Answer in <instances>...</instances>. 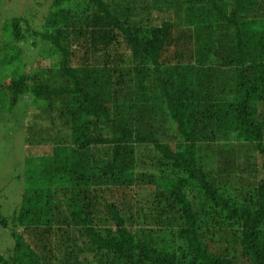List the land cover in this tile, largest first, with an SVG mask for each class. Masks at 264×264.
I'll return each mask as SVG.
<instances>
[{"label":"trees","instance_id":"16d2710c","mask_svg":"<svg viewBox=\"0 0 264 264\" xmlns=\"http://www.w3.org/2000/svg\"><path fill=\"white\" fill-rule=\"evenodd\" d=\"M10 1L0 104L30 100L29 150L42 117L69 143L0 264H264V0Z\"/></svg>","mask_w":264,"mask_h":264},{"label":"rangeland","instance_id":"374dc122","mask_svg":"<svg viewBox=\"0 0 264 264\" xmlns=\"http://www.w3.org/2000/svg\"><path fill=\"white\" fill-rule=\"evenodd\" d=\"M14 1V0H12ZM16 1V0H15ZM42 1V0H41ZM52 0H43L44 7L38 10L37 18L40 20L43 16L48 15L50 11H55L57 8L51 7ZM17 2V1H16ZM11 1L7 2L0 0V5L2 11L5 14L11 11ZM69 6L65 4L63 7ZM3 18L0 17V24ZM46 47H43L39 42L35 49L26 48L25 57L23 62L27 69L31 72H36L37 69H42L44 67L37 68V63L35 59L37 55ZM37 57V61H38ZM57 62L55 55L50 56L45 64L49 67H53ZM53 71V70H52ZM54 72V71H53ZM9 75V74H8ZM6 75L5 83H8L9 76ZM11 76V74H10ZM3 100L2 94H0V101ZM5 104V103H4ZM4 104H0V217L4 218L6 222H10V219L15 213H17L22 205V201L25 199V195L28 192L33 191L35 185H37V180L43 182L41 186L47 187V178L44 174L42 177H38L39 170H43L46 161L40 154L42 150H48L51 143L53 145L64 146L65 144H58L57 141L52 140L54 138L62 139V133H56L59 128V124H56L52 130L49 125V121L46 119L38 120L40 128L46 129L48 133H44L42 136L46 139L48 138V145L41 146L37 145L32 150H29V145L26 144V131L27 127L31 124V119L34 116L33 106L29 99L21 98L15 105V107L8 109ZM8 107V106H7ZM158 114L159 111L155 110ZM34 125H37V119L33 120ZM37 130V127H35ZM68 133V132H67ZM37 137V136H35ZM43 144V143H42ZM47 156V155H46ZM45 157V156H44ZM48 157V156H47ZM46 158V157H45ZM37 170V177L35 176V171ZM147 172H152V169H146ZM33 187V188H32ZM14 246V240L10 236L8 228H3L0 226V258L8 259Z\"/></svg>","mask_w":264,"mask_h":264}]
</instances>
